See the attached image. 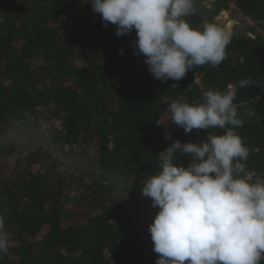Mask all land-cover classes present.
Here are the masks:
<instances>
[{"label":"trees","instance_id":"obj_1","mask_svg":"<svg viewBox=\"0 0 264 264\" xmlns=\"http://www.w3.org/2000/svg\"><path fill=\"white\" fill-rule=\"evenodd\" d=\"M232 1L248 20L264 24V0ZM89 3L0 0V134L10 121L42 116L56 122L57 141L90 156L84 173L42 149L24 151L6 173L0 150V216L9 237L0 264H156L150 237L131 221L108 176L117 173L141 188L160 170V152L171 143L166 132L182 143L206 138L207 130L186 135L170 122L173 100L201 101L208 89L264 77V38L236 29L219 66H196L179 81L161 82L134 53L135 30L117 36ZM195 9L184 17L193 28L217 26L212 13ZM234 103L244 114L234 130L249 151L240 162L253 181L264 178V86L238 88Z\"/></svg>","mask_w":264,"mask_h":264},{"label":"clouds","instance_id":"obj_2","mask_svg":"<svg viewBox=\"0 0 264 264\" xmlns=\"http://www.w3.org/2000/svg\"><path fill=\"white\" fill-rule=\"evenodd\" d=\"M103 26L115 25L121 36L135 30L134 53L154 78L179 81L196 66H219L226 59L231 37L214 24L193 28L184 17L194 14V0H90ZM121 54H123L121 50ZM253 78L229 83L225 90L208 89L202 100H173L170 122L187 135L207 130L199 143L181 142L165 133L171 143L162 152L160 170L141 186L158 211L148 229L156 264H259L264 256V178L254 181L245 164L249 151L234 130L243 115L234 103L238 88ZM170 87H178L176 83ZM247 116H253L249 109ZM161 125L160 121H156ZM209 129L224 130L222 134ZM179 156L191 158L185 167ZM126 188L124 195H126ZM122 197V198H123ZM9 237L0 216V253L7 252Z\"/></svg>","mask_w":264,"mask_h":264},{"label":"rangeland","instance_id":"obj_3","mask_svg":"<svg viewBox=\"0 0 264 264\" xmlns=\"http://www.w3.org/2000/svg\"><path fill=\"white\" fill-rule=\"evenodd\" d=\"M194 7L200 10L202 16L209 18L212 13V20L229 36L237 29L249 36L258 35L264 38V24L248 20L236 10L232 0H194ZM164 123L167 125L169 121L166 119ZM56 125V122L46 121L42 116L23 117L8 122L0 134V150L4 155L3 164L8 167L5 170L6 173L10 172L9 166L16 156L21 152L34 149L44 150L56 162L68 169L84 172L81 166H88L90 156L78 147H70L57 141L53 135V127ZM32 168L36 169L37 165H33ZM106 182L112 186L115 196L124 204L127 215L136 228L140 232L144 230L145 235L148 236L147 239L149 237L151 239L148 225L158 211V208L152 206L151 199L142 194L141 188H135L131 179L117 173L110 174ZM125 188L127 194L123 197ZM43 233L44 230L37 237L38 240ZM150 242L153 243L152 240Z\"/></svg>","mask_w":264,"mask_h":264}]
</instances>
